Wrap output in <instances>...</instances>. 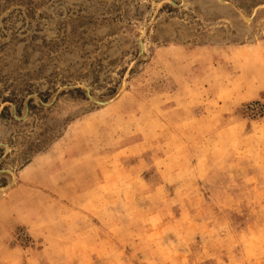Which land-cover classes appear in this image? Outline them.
Returning <instances> with one entry per match:
<instances>
[{
  "label": "rangeland",
  "instance_id": "rangeland-1",
  "mask_svg": "<svg viewBox=\"0 0 264 264\" xmlns=\"http://www.w3.org/2000/svg\"><path fill=\"white\" fill-rule=\"evenodd\" d=\"M0 264H264V0H0Z\"/></svg>",
  "mask_w": 264,
  "mask_h": 264
},
{
  "label": "crops",
  "instance_id": "crops-1",
  "mask_svg": "<svg viewBox=\"0 0 264 264\" xmlns=\"http://www.w3.org/2000/svg\"><path fill=\"white\" fill-rule=\"evenodd\" d=\"M34 164H29L27 165L21 172H23V174L27 175L28 172L30 173V170H31V166H33ZM21 178L25 180V177L24 175L21 174Z\"/></svg>",
  "mask_w": 264,
  "mask_h": 264
}]
</instances>
